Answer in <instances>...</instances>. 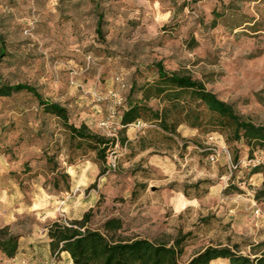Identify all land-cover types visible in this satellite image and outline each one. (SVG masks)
Here are the masks:
<instances>
[{"label":"rangeland","instance_id":"obj_1","mask_svg":"<svg viewBox=\"0 0 264 264\" xmlns=\"http://www.w3.org/2000/svg\"><path fill=\"white\" fill-rule=\"evenodd\" d=\"M2 47L4 82L34 86L65 106L71 123L128 142L110 151L104 170L95 153L70 150L69 134L34 97L0 98V229L21 236L16 257L0 252V264H74L51 254L47 228L88 213L92 229L121 218L125 236L172 242L190 234L182 263L208 246L249 255L264 242V195L256 199L264 177L251 174L264 150L252 158L244 142L185 125L179 136L155 125L124 136L119 127L133 83L153 81L147 67L159 62L264 126V0H0ZM47 154L70 175L69 191L49 185Z\"/></svg>","mask_w":264,"mask_h":264},{"label":"trees","instance_id":"obj_2","mask_svg":"<svg viewBox=\"0 0 264 264\" xmlns=\"http://www.w3.org/2000/svg\"><path fill=\"white\" fill-rule=\"evenodd\" d=\"M97 32L104 39L102 14ZM5 56L6 49L2 47L0 60ZM147 69L153 70L156 77L143 84L133 83L122 105V126L142 121L159 127L166 134L179 136V128L185 125L204 134L218 133L230 145L244 142L252 158L256 151L264 150V126L240 115L233 103L220 99L203 81L189 73L168 71L162 62ZM22 93L34 97L44 115L60 121L69 134L70 150L95 153L104 170L108 169L110 151L117 144L124 146L128 142L127 137L108 139L95 134L85 123L80 126L71 123L69 110L45 99L36 87L6 83L0 77V98ZM154 100L159 102L157 109L149 104ZM125 132L126 128H123L124 136ZM46 157L48 171L52 174L49 185L61 190L63 183V189L69 191L70 175L59 170L54 156L47 154ZM251 174L264 177V161L252 167ZM262 195L264 193L258 192L256 199ZM90 221L91 214L88 213L82 220L51 223L47 228L51 254L55 257L68 254L74 264H212L219 259L228 260L229 264H264V242L251 245L249 255H243L238 245L208 246L182 263L190 234L181 235L172 242H157L140 236H125L126 225L121 218L106 220L100 229L90 228ZM20 239V235L11 233L7 227L0 229V252L8 258L16 257Z\"/></svg>","mask_w":264,"mask_h":264},{"label":"built area","instance_id":"obj_3","mask_svg":"<svg viewBox=\"0 0 264 264\" xmlns=\"http://www.w3.org/2000/svg\"><path fill=\"white\" fill-rule=\"evenodd\" d=\"M118 81L123 82V79L118 78ZM119 103L120 104L122 103V99H120ZM115 116H116V113L113 111L111 113V115L105 121H103L101 123V127L103 129H105V130L112 129L114 127V119H115ZM149 126H150L149 124L144 123L142 121H138V122H136L134 124H131L129 126H126V127L125 126H122L121 121H120V125H119L120 128H130L131 130H134L136 132L142 131V130H144L145 128H147ZM114 130H116V129H114ZM218 156H219V153L217 151H215V153L211 155L210 160L212 162H215L218 159ZM257 213H259V211H257Z\"/></svg>","mask_w":264,"mask_h":264},{"label":"crops","instance_id":"obj_4","mask_svg":"<svg viewBox=\"0 0 264 264\" xmlns=\"http://www.w3.org/2000/svg\"><path fill=\"white\" fill-rule=\"evenodd\" d=\"M212 264H229L228 260L219 259L216 261H213Z\"/></svg>","mask_w":264,"mask_h":264}]
</instances>
